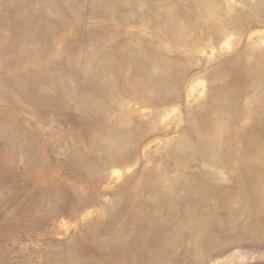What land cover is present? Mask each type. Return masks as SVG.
Instances as JSON below:
<instances>
[{"label": "rangeland", "instance_id": "obj_1", "mask_svg": "<svg viewBox=\"0 0 264 264\" xmlns=\"http://www.w3.org/2000/svg\"><path fill=\"white\" fill-rule=\"evenodd\" d=\"M0 264H264V0H0Z\"/></svg>", "mask_w": 264, "mask_h": 264}, {"label": "bare ground", "instance_id": "obj_2", "mask_svg": "<svg viewBox=\"0 0 264 264\" xmlns=\"http://www.w3.org/2000/svg\"><path fill=\"white\" fill-rule=\"evenodd\" d=\"M128 39H129V38H128ZM132 41H133V40H132ZM131 43H132V42H131ZM121 48H122V47H121ZM124 51H125V50H124ZM101 95H102V94H101ZM101 95H100V96H101ZM110 104H111V103H110ZM125 120H126V119H125Z\"/></svg>", "mask_w": 264, "mask_h": 264}]
</instances>
